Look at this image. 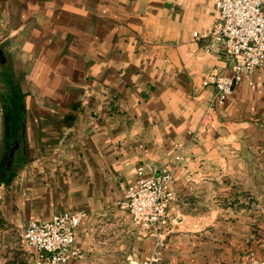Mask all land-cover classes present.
I'll return each mask as SVG.
<instances>
[{
    "label": "crops",
    "instance_id": "crops-1",
    "mask_svg": "<svg viewBox=\"0 0 264 264\" xmlns=\"http://www.w3.org/2000/svg\"><path fill=\"white\" fill-rule=\"evenodd\" d=\"M218 16L214 0H0V264L34 252L25 222L79 210L68 264H141L154 237L120 207L139 165L174 172L158 264L264 259V67L214 100L203 78L236 59L200 36Z\"/></svg>",
    "mask_w": 264,
    "mask_h": 264
},
{
    "label": "built area",
    "instance_id": "built-area-1",
    "mask_svg": "<svg viewBox=\"0 0 264 264\" xmlns=\"http://www.w3.org/2000/svg\"><path fill=\"white\" fill-rule=\"evenodd\" d=\"M214 4L218 19L200 36H211L226 54L236 57L231 75L211 72L202 81L215 88L214 100L221 103L242 76L264 67V0H214ZM175 159L179 160V156ZM135 174L120 207L127 211L136 231L156 237V247L161 246L169 232L167 211L174 199L172 170L163 167L149 174L139 165ZM83 216L80 210L61 211L44 221H28L23 235L34 252L26 264H68L78 257L81 250L74 245V236ZM160 259V251L154 250L141 264H158ZM232 264L257 263L247 260Z\"/></svg>",
    "mask_w": 264,
    "mask_h": 264
},
{
    "label": "rangeland",
    "instance_id": "rangeland-1",
    "mask_svg": "<svg viewBox=\"0 0 264 264\" xmlns=\"http://www.w3.org/2000/svg\"><path fill=\"white\" fill-rule=\"evenodd\" d=\"M0 101L3 102V100L0 98ZM2 104V103H1ZM6 113L9 114V112L7 110L3 111V109L1 108L0 109V124L5 120L4 117L6 116ZM2 121V122H1ZM2 125V124H1ZM2 129H4V126H0V170L3 168L4 166V162L6 160V156H8V152L6 151V148H4L3 146V142L1 140V137H2ZM178 161V160H176ZM174 166V164H173ZM19 167V166H18ZM163 168V167H162ZM170 169V168H169ZM172 174H173V179H174V172L172 171ZM0 175H1V172H0ZM173 183V181H172ZM173 190V189H172ZM173 194H174V191H173ZM174 199H175V194H174ZM174 199L172 201V203L174 202ZM171 203V204H172ZM30 221V220H29ZM28 222V221H27ZM25 222L23 225V228L25 227L26 223ZM6 226V227H5ZM0 228L1 229H7L9 228L6 224H2L0 223ZM22 228V229H23ZM23 233H24V229H23ZM169 235H170V231L167 233V235L165 236V238L163 239V244L161 246H157L156 247V244L155 242H157V238L154 237V245H153V249L151 251V253L154 251V250H159L160 251V254H161V257H162V253H163V248L165 247L166 243L168 242V238H169ZM25 241V240H24ZM25 244L31 248L26 242ZM32 249V248H31ZM33 252L32 253H29L27 256L24 257V264L27 263V261L29 260V258L32 256ZM151 255V254H150ZM23 257V256H22ZM247 260H251V261H255L257 264H264V259H261V257L259 255H256L254 253H246V254H241L239 255V257H237L236 259L232 260V261H221L219 263H214V264H232V263H237V262H240V261H247Z\"/></svg>",
    "mask_w": 264,
    "mask_h": 264
}]
</instances>
